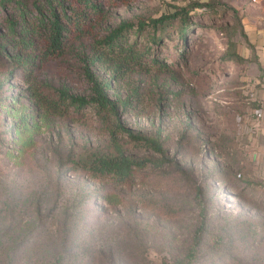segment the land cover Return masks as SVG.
<instances>
[{
    "label": "rangeland",
    "instance_id": "374dc122",
    "mask_svg": "<svg viewBox=\"0 0 264 264\" xmlns=\"http://www.w3.org/2000/svg\"><path fill=\"white\" fill-rule=\"evenodd\" d=\"M194 1L206 5L190 9L196 26L184 51L174 22L160 41L149 42L159 62L121 78L89 65L98 80H109L112 99L135 87L120 120L149 135L160 127L170 152L179 149L184 173L149 164L115 185L75 166L107 145L109 123L92 105L64 114L39 110L28 81L45 92L66 87L90 96L81 60L92 52L89 35L69 41L63 56L35 62L31 72L0 65V264H264V177L249 143L256 66L242 23L246 0H107L97 28L102 34L121 20L147 21ZM15 5L0 7L7 39ZM127 150L159 155L129 142ZM202 217L201 241L187 256Z\"/></svg>",
    "mask_w": 264,
    "mask_h": 264
},
{
    "label": "trees",
    "instance_id": "16d2710c",
    "mask_svg": "<svg viewBox=\"0 0 264 264\" xmlns=\"http://www.w3.org/2000/svg\"><path fill=\"white\" fill-rule=\"evenodd\" d=\"M7 1L10 0H0V7L5 6ZM14 1L18 15L17 18L9 20L7 32L5 31L6 34L10 33L11 37L7 39L0 29V65L14 62L28 73L36 66L35 62L44 64L52 58L63 56L70 47L69 41L88 35L92 39V52L81 56L84 71L92 83L93 93L90 96L70 93L66 87H57L45 92L42 85L28 81L31 86L28 87L27 94L34 98L39 110L64 114L70 106L75 110L92 105L98 110L100 117L109 123L107 145L91 152L83 160L74 161L75 166L90 177H107L115 185L130 181L136 168L149 164L160 166L168 163L173 165L176 171L184 173V168L176 156L179 149L175 148L176 150L170 152L165 138L159 136L160 127L156 128L154 134L149 135L145 131L125 125L120 120L119 109L130 104L132 96L136 94L135 87L127 98L112 99L106 92L110 85L109 80H98L89 65L99 63L110 69L111 77L121 78L124 72L135 66L159 62L151 44L160 41L167 32L168 25L174 22L178 38L181 39L179 47L184 51L189 31L196 26L190 21V9L206 3L194 1L191 4L179 5L174 11L161 13L147 21L121 20L100 34L97 26L106 16L107 0H30L29 4L25 0ZM33 11L31 18L28 13ZM146 26L148 29L142 33ZM140 35L145 37V44L139 43L137 36ZM255 103L254 107H258ZM119 132L124 133L126 139H120L117 135ZM128 142L135 146L149 147L159 155L135 156L127 150ZM196 197H200V188L196 189ZM204 226L202 217L195 229L193 245L189 247L187 256L195 254V246L201 241Z\"/></svg>",
    "mask_w": 264,
    "mask_h": 264
},
{
    "label": "crops",
    "instance_id": "0c3cea01",
    "mask_svg": "<svg viewBox=\"0 0 264 264\" xmlns=\"http://www.w3.org/2000/svg\"><path fill=\"white\" fill-rule=\"evenodd\" d=\"M242 23L246 38L252 45L256 66L253 72L255 104L261 107L262 112L260 116H254L249 143L253 162L264 177V0H246ZM254 171L258 173L256 168Z\"/></svg>",
    "mask_w": 264,
    "mask_h": 264
},
{
    "label": "built area",
    "instance_id": "2783aa9c",
    "mask_svg": "<svg viewBox=\"0 0 264 264\" xmlns=\"http://www.w3.org/2000/svg\"><path fill=\"white\" fill-rule=\"evenodd\" d=\"M254 91H255V89H254L253 91H251V93H252L253 96H254V93H255ZM254 112H255V115H256V116H260L261 113H262V112H261V107H259V106H258V107H255V108H254Z\"/></svg>",
    "mask_w": 264,
    "mask_h": 264
}]
</instances>
